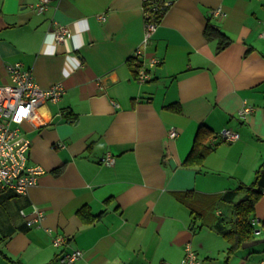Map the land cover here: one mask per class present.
Returning <instances> with one entry per match:
<instances>
[{
    "label": "crops",
    "instance_id": "crops-1",
    "mask_svg": "<svg viewBox=\"0 0 264 264\" xmlns=\"http://www.w3.org/2000/svg\"><path fill=\"white\" fill-rule=\"evenodd\" d=\"M38 1L0 0V87L10 82L6 66L20 62L40 88L65 90L38 109L43 126L21 127L28 164L43 173L26 195L0 191V264H60V252L75 249L76 264H180L187 244L208 264H264V195L251 220L259 242L231 254L181 201L188 192L212 224L226 208L216 199L253 183L264 163V0H169L145 47L142 65L160 61L147 83L132 58L143 0H52L44 14L32 8ZM218 8L224 16L213 15ZM207 23L229 38L222 50L205 38ZM58 26L71 35L56 44ZM244 101L254 111L241 120ZM201 125L239 140L186 167ZM108 153L112 166L100 163ZM34 206L44 218L27 227L19 212ZM57 234L66 238L59 248Z\"/></svg>",
    "mask_w": 264,
    "mask_h": 264
},
{
    "label": "built area",
    "instance_id": "built-area-1",
    "mask_svg": "<svg viewBox=\"0 0 264 264\" xmlns=\"http://www.w3.org/2000/svg\"><path fill=\"white\" fill-rule=\"evenodd\" d=\"M52 0H39L32 8L39 14H44ZM170 5L169 0H143L144 11V35L142 46L138 47L132 58L138 65L136 74L139 83H147L150 78V70L156 67L160 61L156 58L146 59V66L141 63L145 60V47L150 42L151 36L160 24L166 10ZM215 16H224L220 8L213 12ZM103 19V17H100ZM56 44L68 39L71 35L69 29L58 26L52 31ZM6 71L9 84L0 87V191H11L17 195H26L28 190L36 184L37 177L43 173L39 166L28 164V154L31 141L22 132V125L29 123L32 128H39L45 124L39 115L38 109L48 103L57 102L64 94L61 83L42 89L33 78L31 71L20 62L8 64ZM254 111V107L246 101L242 103L238 111V117L244 120ZM177 132L174 128L169 131V137L175 138ZM239 140V134L230 129H222L213 133L209 138L211 146L220 143L231 144ZM100 163L112 166L115 157L106 154L100 158ZM264 195V190L262 192ZM20 216L25 220L27 227L38 225L42 222L43 212L33 207L31 213L20 210ZM252 220V224H256ZM50 233L51 230H48ZM259 230H254L259 234ZM54 247H62L66 244V238L57 234L52 239ZM82 258V251L75 249L68 252H60L58 262L60 264H76ZM180 264H208L200 258L192 247L187 244L184 248V258Z\"/></svg>",
    "mask_w": 264,
    "mask_h": 264
},
{
    "label": "trees",
    "instance_id": "trees-1",
    "mask_svg": "<svg viewBox=\"0 0 264 264\" xmlns=\"http://www.w3.org/2000/svg\"><path fill=\"white\" fill-rule=\"evenodd\" d=\"M204 36L207 40L217 39L219 50H222L230 42L229 38L224 33L210 23L206 24ZM133 65L135 66V74H137L138 65L135 64L134 61ZM175 108L179 110V108ZM212 134L213 133H210L206 126L201 125L199 127L192 149L183 163L184 166H201L203 164L206 155L210 152L211 148L214 147H209L207 145V141ZM263 190L264 163L256 170L253 183L250 185L239 183L234 190L223 193L216 199L220 204L225 205L226 208L212 224L208 225L205 222L206 218H204L206 214V210L202 208L204 205H202V207H197L195 200L186 197L188 192L183 193L184 195L181 196V201L186 202L189 206L192 223L199 221V226H207L224 238L230 245L228 253L231 254L234 249L241 247L242 244L252 241L258 242V240L255 239L254 227L251 224V220L254 218L255 206L263 196ZM186 198L188 199L186 200ZM85 212L86 210H81L79 213L82 216ZM261 224L264 238V220Z\"/></svg>",
    "mask_w": 264,
    "mask_h": 264
},
{
    "label": "water",
    "instance_id": "water-1",
    "mask_svg": "<svg viewBox=\"0 0 264 264\" xmlns=\"http://www.w3.org/2000/svg\"><path fill=\"white\" fill-rule=\"evenodd\" d=\"M256 243H257V241H252V242H249V243L242 244V247L243 248H250V247L254 246Z\"/></svg>",
    "mask_w": 264,
    "mask_h": 264
},
{
    "label": "rangeland",
    "instance_id": "rangeland-1",
    "mask_svg": "<svg viewBox=\"0 0 264 264\" xmlns=\"http://www.w3.org/2000/svg\"><path fill=\"white\" fill-rule=\"evenodd\" d=\"M216 210L212 211V213L214 214ZM210 213L206 211V214L204 216V218H207L209 220V217H212V215H209Z\"/></svg>",
    "mask_w": 264,
    "mask_h": 264
}]
</instances>
